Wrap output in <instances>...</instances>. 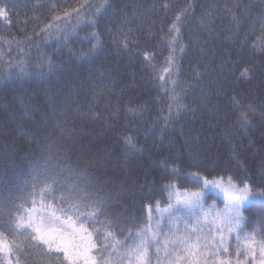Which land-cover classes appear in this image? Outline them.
I'll return each mask as SVG.
<instances>
[{
	"label": "trees",
	"instance_id": "obj_1",
	"mask_svg": "<svg viewBox=\"0 0 264 264\" xmlns=\"http://www.w3.org/2000/svg\"><path fill=\"white\" fill-rule=\"evenodd\" d=\"M0 11L5 201L31 208L24 197L54 169L48 201L62 204L76 186L99 201L86 226L104 246L109 232L129 240L175 188L230 177L264 189V0H0ZM173 23L180 30L170 35ZM243 212L227 253L207 264L261 263L240 240L264 245V205ZM6 239L24 247L23 236ZM17 257L42 261L13 251L0 252V264Z\"/></svg>",
	"mask_w": 264,
	"mask_h": 264
},
{
	"label": "snow or ice",
	"instance_id": "obj_2",
	"mask_svg": "<svg viewBox=\"0 0 264 264\" xmlns=\"http://www.w3.org/2000/svg\"><path fill=\"white\" fill-rule=\"evenodd\" d=\"M176 21H180L179 15L176 17ZM179 30L177 24L173 23L170 35L172 32L178 33ZM94 38H96L95 34ZM169 63H171V58ZM248 71L245 69L241 75L247 76ZM180 107L183 105H178V109ZM242 118L246 119V116L242 114ZM125 142L129 146L135 147L130 138H126ZM60 175L61 173L54 169H45L41 178L34 184V188L39 187L40 184L44 187L39 192L33 190L24 197L25 202L30 201L33 205L27 211H22L23 204L15 203L11 194H9L7 201L3 196H0V225L3 226V230H0V252L8 253L11 256L15 251L23 256L26 252L37 251L42 257L41 264H58V262L64 264L65 261L67 264H113L112 254L107 257L104 255L108 252V247L111 246L107 239L103 242L104 246H98L93 241L92 232L86 226L90 220L95 222L101 215L103 209L99 201L94 200L89 193L83 192L76 186L64 189L59 197L62 204L54 205L47 202L55 191L54 186L59 183ZM204 184L205 186L212 185L214 188H220L224 192L226 204L231 206L233 214L218 217V220L227 226L229 231L232 227L239 226L243 219L239 215V210L245 201L252 199L264 205V189L254 191V186L247 183L243 187H238L232 183L230 177L227 181L224 178L205 179ZM37 197L39 198V208L36 207ZM202 199L203 193H193L191 197H186L183 200V207L189 212H193L201 207ZM65 204L66 207L63 206ZM82 208H91L92 211L82 213ZM173 214L172 211H169V216ZM6 235L11 237L23 236L24 247H21V244L15 239L7 240ZM105 235L106 237L111 236V233ZM223 240L222 235L220 241L213 244H202L199 237L195 242L191 240L190 236L178 238V242L185 245L184 251L192 257L190 264H200V255L209 247L215 250L211 252L208 259L218 256L220 252L227 253L226 247L219 246L223 244ZM154 241L159 243L156 234L148 235V229L137 233L136 242L128 248L123 257L121 258L117 254L119 264H123L124 259L129 260V264H151L148 254ZM247 247L251 248L252 245L248 244ZM93 250H96L97 255L92 254ZM157 253H159V248H157ZM165 255L171 254L166 252ZM16 264H20L19 257H17ZM24 264H28V261L25 260ZM219 264H228V261L221 259Z\"/></svg>",
	"mask_w": 264,
	"mask_h": 264
},
{
	"label": "rangeland",
	"instance_id": "obj_3",
	"mask_svg": "<svg viewBox=\"0 0 264 264\" xmlns=\"http://www.w3.org/2000/svg\"><path fill=\"white\" fill-rule=\"evenodd\" d=\"M236 185L238 187H243L238 184ZM193 193H203V199L200 208L195 209L193 212H189L183 207V200L186 197H191ZM209 194L218 197L219 203L214 199L211 200L213 197L208 198ZM36 199V207L39 208V198L37 197ZM255 201L256 200L250 199L242 204L239 215L243 219L240 221L239 226H234L231 231H229L228 227L221 224L218 220V217L233 214V209L230 205L226 204L224 192L220 188H214L212 185H208L201 190L174 189L169 204H167V206L153 208L150 212L149 223L142 229H148L149 236L156 234L159 241L158 244L154 241L149 250L148 255L151 264H190L192 257L184 251L185 245L178 242V238L181 237L190 236L193 242L199 237L202 244H213L214 242L220 241L222 235L224 237L223 244L219 246L226 247L230 239L235 237L244 225V208L250 206ZM169 211H172L174 214L169 216ZM142 230H140V232ZM89 231L92 232L91 230ZM136 234L129 243L118 244L111 239L112 245L109 246L110 252L107 256L112 254L113 264H119L117 254L122 258L128 248L136 242ZM92 238L95 242L93 232ZM240 241V244H243L246 249L252 250V254H255L254 252L258 250L257 257L261 261L260 264H264V245L262 243L254 241L253 238H241ZM248 244H251L252 247H247ZM157 248H159V253H157ZM214 250L215 249L209 247L203 251L199 257L200 264H202L203 261H208L209 255ZM166 252L171 255L166 256ZM92 254L96 255V250H93ZM123 264H129V260L124 259Z\"/></svg>",
	"mask_w": 264,
	"mask_h": 264
}]
</instances>
